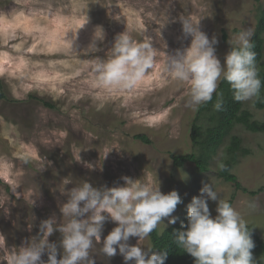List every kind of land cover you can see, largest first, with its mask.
<instances>
[{
    "label": "rangeland",
    "instance_id": "obj_1",
    "mask_svg": "<svg viewBox=\"0 0 264 264\" xmlns=\"http://www.w3.org/2000/svg\"><path fill=\"white\" fill-rule=\"evenodd\" d=\"M263 8L264 0H0V264H8L13 251L40 234L43 220L54 216L57 223L66 222L60 207L67 192L84 181L111 188L123 186L128 177L160 183L165 194L176 190L183 202L172 213L175 223L188 218L193 197L212 183L263 237L264 132L242 125L233 131L250 149L233 172L256 194L237 190L218 175L228 138L207 171H197L193 162L176 166L172 154L195 149L191 127L197 111L186 107L188 85L164 72L168 55L192 42L183 35L181 16L209 39L217 37L216 55L223 65L229 40L248 28L254 32ZM97 26L105 39L97 42L99 51L85 53ZM124 31L137 43L153 44L154 67L135 89L109 90L98 84L92 68L111 56L116 36ZM244 106L264 121V109L254 100ZM208 204L215 218L218 201ZM105 215L101 242L92 249L95 264H125L118 248L111 258L101 251L103 239L117 226ZM169 219L158 225L161 231L171 225ZM61 239L58 230L49 237L57 244L58 259ZM128 243L137 245L139 238ZM140 244L152 247L150 236ZM42 259H48L47 252Z\"/></svg>",
    "mask_w": 264,
    "mask_h": 264
},
{
    "label": "clouds",
    "instance_id": "obj_2",
    "mask_svg": "<svg viewBox=\"0 0 264 264\" xmlns=\"http://www.w3.org/2000/svg\"><path fill=\"white\" fill-rule=\"evenodd\" d=\"M180 21L184 37L191 36L192 42L190 47L168 55L164 72L172 81L188 85L186 107L197 111L201 105L210 102L222 79L229 83L237 102L260 98L264 84L257 67V53L253 50L251 28L229 40L232 49L222 65L216 55L217 37L213 35L209 39L190 19L181 16ZM104 39L103 27L97 26L84 52L99 51L97 42ZM154 61L153 44L137 43L124 31L116 36L111 56L98 60L92 70L103 88L133 90L144 81L154 67ZM216 95L214 110L221 111L223 93ZM217 167L224 171L226 164L218 162ZM123 179V186L111 188H96L87 181L73 187L67 192V202L60 207L66 222L57 223L54 216L43 220L40 234L13 251L8 264H95L92 249L101 242L109 218L105 213L117 222L103 239L101 251L106 257H114L118 248L125 264H165L167 251L154 252L151 246L145 250L140 241L148 238L163 218L169 217L170 224L176 222L177 217L172 213L183 202L182 198L176 190L162 193L160 183L156 186L128 177ZM209 199L218 201L215 218L209 209ZM247 206L254 208L255 204L249 202ZM57 230L62 233L59 243L63 255L59 259L57 244L49 242V237ZM130 237H138L139 243L130 245ZM175 243L195 258V264H257L252 252L255 242L241 211L230 201L222 199L212 183H205L200 195L193 197L188 205V225L175 235ZM45 252L48 255L46 261L42 259Z\"/></svg>",
    "mask_w": 264,
    "mask_h": 264
},
{
    "label": "trees",
    "instance_id": "obj_3",
    "mask_svg": "<svg viewBox=\"0 0 264 264\" xmlns=\"http://www.w3.org/2000/svg\"><path fill=\"white\" fill-rule=\"evenodd\" d=\"M253 33L251 41L254 44L253 50L257 53V67L262 84H264V8L260 10ZM216 93H223L224 103L221 111L214 110L217 99ZM216 93L213 94L210 102L199 107L193 120L191 138L195 147L194 151L172 154L174 164L181 167L188 162H193L197 171H207L213 157L217 155L228 138L229 142L225 148L226 158L223 160L226 169L224 171L218 170V175L225 181L233 183L237 190L256 194V191H250L244 187L236 173L233 172L239 158L250 153V149L244 146L242 136L234 134L233 131L237 125H242L251 132H264V121L256 119L254 113L244 106V102H237L234 99L233 92L226 80L222 79L219 82ZM38 101L49 107H55L52 102L43 98H38ZM254 106L257 109H264V86L261 88L260 98L254 99ZM135 137L150 142L144 134H137ZM230 202L232 201L230 200ZM187 225L188 218L184 217L162 231L157 227L150 234L153 249L158 253L167 251L165 264H195V258L184 252L182 248H178L175 243V235L184 230ZM247 227L251 231L252 239L255 242V248L252 250L253 257L257 264H264V260L261 259V257H264V236L259 235L252 225H247Z\"/></svg>",
    "mask_w": 264,
    "mask_h": 264
}]
</instances>
